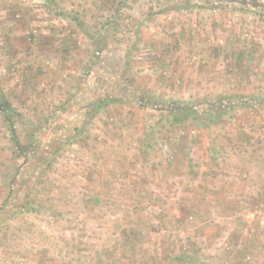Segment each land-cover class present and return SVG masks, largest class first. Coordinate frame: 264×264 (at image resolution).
<instances>
[{
	"label": "rangeland",
	"instance_id": "rangeland-1",
	"mask_svg": "<svg viewBox=\"0 0 264 264\" xmlns=\"http://www.w3.org/2000/svg\"><path fill=\"white\" fill-rule=\"evenodd\" d=\"M0 264H264V0H0Z\"/></svg>",
	"mask_w": 264,
	"mask_h": 264
}]
</instances>
